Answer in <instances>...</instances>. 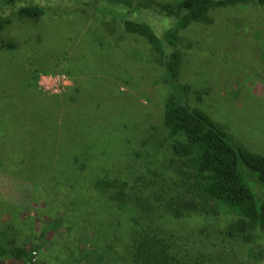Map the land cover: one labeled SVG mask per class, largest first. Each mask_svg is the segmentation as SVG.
I'll use <instances>...</instances> for the list:
<instances>
[{
    "label": "rangeland",
    "instance_id": "374dc122",
    "mask_svg": "<svg viewBox=\"0 0 264 264\" xmlns=\"http://www.w3.org/2000/svg\"><path fill=\"white\" fill-rule=\"evenodd\" d=\"M14 1L0 0L11 19L0 31V244L24 248L31 264H122L137 232L124 212L140 227L159 223L161 233L149 230L172 234L198 261L232 243L262 255L264 231L252 244L224 241L238 215L199 186L195 212L178 211L194 201L197 179L173 154L164 117L176 90L264 155V5L216 8L210 22L176 31L175 18L110 0H37L45 14L34 22L17 11L34 0ZM123 18L148 24L168 56L179 54L173 75ZM101 179L121 181L132 199L113 200Z\"/></svg>",
    "mask_w": 264,
    "mask_h": 264
},
{
    "label": "trees",
    "instance_id": "16d2710c",
    "mask_svg": "<svg viewBox=\"0 0 264 264\" xmlns=\"http://www.w3.org/2000/svg\"><path fill=\"white\" fill-rule=\"evenodd\" d=\"M110 1L120 5V8L130 6L134 13L153 10L169 18H175L177 27L174 30L177 31L186 29L193 23L210 22L213 9L250 0H181L166 4H157L149 0H139L136 4H131L132 1ZM28 2L25 1L18 8L19 17L34 22L44 16L45 9L37 0ZM255 2L264 5V0ZM122 13L120 10L119 14ZM122 22L128 33L143 37L153 50L165 59L169 74L173 75L177 69L176 61L179 54L173 52L168 56L163 47V40L148 24L129 18H123ZM10 24V17L0 13V31L5 30ZM172 30L167 33V39L172 36ZM9 46L14 47L12 43ZM164 123L172 140L173 154L192 165L197 179L194 201L186 200L178 211L195 212L199 186L201 198L217 202L238 215L237 221L226 232L227 240L224 241L239 242L243 245L255 243L259 232L264 231V155L252 153L243 145L236 143L222 126L200 109L190 106L176 90L166 103ZM96 184L100 190L115 194L112 196L113 200H121L120 197L125 195L132 199V195L128 192L126 194L127 189L121 181L101 179ZM118 185L122 186L121 190L115 188ZM169 209L171 212L177 210L174 207ZM122 210H126L125 207H122ZM122 210L120 209V214ZM122 213L133 225V233L137 231L132 233V241L127 249L128 257L122 264H264V253L255 258L254 249L248 248L244 251L234 243H232L234 248L222 247L219 254L209 251L210 256L202 255L204 258L198 261V257L174 248L172 234L161 236L149 230L152 228L161 233L162 227L159 223L154 225L142 223L140 227L138 225L140 221ZM204 242L212 246L213 250L217 249V245L211 239H204ZM193 245L197 248L198 241ZM206 248L204 247V251L211 249ZM31 261L32 258L24 248L0 244V264H31Z\"/></svg>",
    "mask_w": 264,
    "mask_h": 264
}]
</instances>
